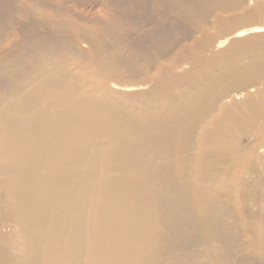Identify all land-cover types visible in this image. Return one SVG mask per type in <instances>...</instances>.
I'll return each mask as SVG.
<instances>
[{"label":"bare ground","instance_id":"1","mask_svg":"<svg viewBox=\"0 0 264 264\" xmlns=\"http://www.w3.org/2000/svg\"><path fill=\"white\" fill-rule=\"evenodd\" d=\"M66 1H0V264H264V0Z\"/></svg>","mask_w":264,"mask_h":264},{"label":"rangeland","instance_id":"2","mask_svg":"<svg viewBox=\"0 0 264 264\" xmlns=\"http://www.w3.org/2000/svg\"><path fill=\"white\" fill-rule=\"evenodd\" d=\"M1 1V0H0ZM4 0H2V2H3ZM2 2H0V15L1 16H3V14H4V16L3 17H6V18H10V17H13V10L15 9V7H14V9L12 8H8V7H5V5H2ZM83 1H81V0H67L66 2H65V6H69L70 8H75V9H77V10H82V9H84L85 8V6H87L88 5V3L87 4H84V5H82L83 3H82ZM78 5L80 6V7H78ZM15 6L16 7H20V4L19 3H16L15 4ZM89 6V5H88ZM90 7H88L87 9H89ZM3 9H4V11H3ZM8 9V10H7ZM94 10V11H93ZM91 12L92 13H90L89 14V16L90 17H93V18H95V19H103V17H102V14L101 13H95V9H93ZM6 11H8V12H6ZM131 14H132V16H134V17H137L138 16V13L135 11V10H133L132 12H131ZM8 15V16H7ZM214 19V18H213ZM212 19V20H213ZM178 22L176 21V24H177ZM2 28L4 29V31L6 32V33H11V29H12V23H10V22H8V21H4L3 23H2ZM161 33H160V36H159V38H160V40H162V41H164L165 39H167V35H173L174 34V32H177V30H172L171 29V26H170V23L169 22H167L164 26H162V30L160 31ZM10 36H11V34H10ZM11 39H14L15 37L14 36H11L10 37ZM20 43H23L22 41L20 42ZM7 48H8V46H5V47H3V50L4 51H6L7 50ZM5 85V81H3V83H1V88H3V86ZM259 146H260V149H259ZM257 149H258V158H260L261 160V162H257V164H256V171H255V174H254V176L256 177H252L253 178V180H252V182H253V188H254V190H256V189H259V187H261L260 188V193L261 194H264V141L263 142H260L259 144H258V147H257ZM256 179V180H255ZM257 186V187H256ZM253 207V206H252ZM254 208V207H253Z\"/></svg>","mask_w":264,"mask_h":264}]
</instances>
